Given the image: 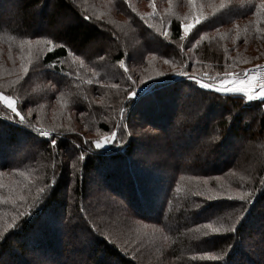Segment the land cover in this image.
<instances>
[{
    "label": "trees",
    "instance_id": "16d2710c",
    "mask_svg": "<svg viewBox=\"0 0 264 264\" xmlns=\"http://www.w3.org/2000/svg\"><path fill=\"white\" fill-rule=\"evenodd\" d=\"M129 1L132 2L134 12L139 11L144 19L146 16L156 19V23L150 22L153 31L156 26H164L169 34V42L175 49L167 50L164 43L151 45L152 41L148 37L153 33L141 29L137 23L134 25L137 33L135 36L133 31L125 28L127 35L123 36V51L118 43H113L109 56L115 62L125 59L124 49L127 50L130 45L135 46L130 49L134 50L131 55L133 70L128 73L131 78L141 79L144 67L141 64L149 56L153 58L155 55L154 59L158 61V57L162 62L157 74L148 78L146 76L140 86L132 85L134 95H129L121 105L118 116L120 125L112 141L114 144L90 150V140L86 143L83 138L79 143L85 147L73 146L69 139L60 137L59 133L64 135L63 130L54 127L44 128L51 136H42L36 131V126L51 118L45 113L46 107L42 106L43 103L48 104V89L37 93V97L26 92L27 100H38V105H34L36 110L29 115L24 102L17 95L8 92L5 79L0 80L5 87V90L0 91L15 98L17 109L25 117L21 123L11 110L0 103V264H78L75 260H81L82 264H264L262 101L204 89L193 82L194 93L224 104V110L218 116L204 115L205 120L200 121L199 117L195 120L198 123L196 128L202 131L205 139L216 138L218 142L212 147L208 157L203 155L205 153L201 154L203 145H190L195 134L186 137L185 145L178 147L175 144L176 147L166 153L172 164L170 169L173 174L167 180L161 175L156 176L155 172L145 170L140 160H134L135 141L131 126L133 117H130L131 114L134 118L141 116L158 129L165 128L166 125L172 127L177 109L176 99L185 89L182 81L184 77L190 78L187 82L197 80L207 83L220 81L225 74L239 77L241 71L255 61V58H264V41L261 38V34H264V8L260 7L264 0ZM6 2L9 3V0H0V5H5ZM13 4L16 8L12 16L0 11L2 36H11L6 39L32 48L43 45L38 66L48 67L54 76L50 81L61 87L66 82L61 62L67 60L69 48L79 50L102 37L97 19L93 16V7L86 5L84 10H75L71 0H13ZM49 4L52 10L47 13L45 7ZM39 6H42V11L43 8L45 10L46 23L38 21L35 29L30 24L32 19L44 15L36 11ZM122 7L123 0H120L114 11L126 17ZM0 8L3 9L2 6ZM68 11L74 14L75 20L54 28L58 15ZM183 19L189 20L193 25L191 36L186 39H181ZM28 41L31 43H27ZM48 41L52 43L48 44ZM199 60L207 68L205 72L197 67ZM163 62H166L165 66ZM171 62L183 64L186 74L173 69L162 71L169 64L172 66ZM22 64L24 62L11 67L13 70L9 75L16 79L15 84L27 91L28 83H39L36 84L37 77L34 76V80L27 77L30 63L26 69ZM189 70H195V73H189L192 72ZM25 79L28 82L24 86ZM135 100L142 102L136 105ZM227 103L231 106L235 104L237 111L226 108ZM213 108L214 104H211L209 109ZM231 111L234 112L231 114ZM85 127L82 120L78 122L74 119L73 128ZM99 127L111 131L114 129L103 123ZM221 132L225 135L218 138ZM163 137H167L169 141L175 139L168 133L167 136L164 133ZM53 139L56 141L55 146L51 143ZM30 140L35 141L27 144ZM22 151H26L27 155L15 159ZM243 152H248L251 160H242ZM69 162L74 164L71 166ZM24 164L37 171L35 187L30 186L32 181L22 171ZM70 173L71 184L67 185L66 178ZM94 174L101 176L106 185L104 188L111 190V187H116V191L112 192L115 194L113 196H119L122 189L123 198L130 194L128 203L136 218L159 226L164 234L161 237L165 238L164 242L159 239V243L161 241L164 248L167 247L161 253L162 261L157 258L155 249L143 258L135 252L134 244L129 245L128 249L123 247L122 252L106 236L105 233L110 231L89 227L94 226L92 219L88 224L89 219L85 216L87 211L81 207L85 204L83 200L87 192V178ZM4 175L11 179L12 188L1 178ZM187 175L192 178V186L205 193L212 192V199L196 194L191 188H185L181 182L182 177ZM198 176L207 179L211 177L212 180L202 179L204 182L197 187L196 180L193 179ZM154 178L162 180L156 187L159 190L163 186L159 203H155L153 193L148 194L149 190H153L150 189V184L157 182ZM42 184H45L44 191L39 192L37 186ZM64 191L69 192L67 195L74 202L72 217L65 215L69 203L63 205L61 201L57 202H65ZM240 196L245 199L241 200ZM109 199L110 201L103 199L98 204L93 203V211L97 214L94 210L96 207L104 208L103 203L114 202L111 197ZM49 218H52L50 223L46 221ZM103 218L101 216L95 220L100 222ZM256 220L260 221L258 231L253 230ZM217 222L235 228L236 231L224 232L222 229L220 233H213L206 227L207 224L214 225ZM9 225H13L11 229ZM78 230L84 236L77 240L74 235ZM241 242L243 249L239 246Z\"/></svg>",
    "mask_w": 264,
    "mask_h": 264
},
{
    "label": "rangeland",
    "instance_id": "374dc122",
    "mask_svg": "<svg viewBox=\"0 0 264 264\" xmlns=\"http://www.w3.org/2000/svg\"><path fill=\"white\" fill-rule=\"evenodd\" d=\"M71 1L72 4L74 5L75 10H79V8L84 10L83 7H85L86 5H91L93 7L94 9L93 16L95 17V20L97 19L96 22L98 23L100 32L102 33L101 34L102 37L99 38L98 41L89 44L85 48L79 50L69 48V54L67 60L61 62V65L63 67V73L66 76V82L61 87H59V85L55 84L53 81H50V79H54L52 71H50L46 66H38L39 65L38 58L40 56V53L43 52L41 50L43 45L40 44V46L37 45L35 48H32L31 46L23 45L20 44L19 42L18 43L14 41L11 42L6 39L11 36H7L5 38L4 36H2V32H0V80L4 81L5 79V86L9 90L8 92L17 95L20 101L24 102L25 110L29 115L34 113V111L36 110V107L34 105H38V100H32V99L27 100L26 92H31L37 97V93H39L40 91L43 92L46 89H48L47 91V97H49L48 104L43 103L42 106L46 107L45 113H47V115L50 116L51 118L50 120L46 119L43 123L38 124L36 127L42 130L48 129L47 127L62 129L64 135H61L62 133H59L60 137L65 138L67 140L69 139L68 141L72 142L73 146L85 147L84 145L80 146L79 141L81 142V139L83 141V138L85 141L90 140L88 143V148L90 147L89 149L91 150V149H95L94 145L91 142L96 140H103L105 137L111 138L112 133H117V131L119 130L118 126L120 125V119L118 118L120 114V108L122 103L125 100H127V97L130 95L129 90L131 89L132 85L140 86L143 83V80L146 76L148 78L153 74H157L162 63L160 58L157 57L158 61L154 59V57H156L155 55H153V58L149 56V58H147L146 61L143 64H141L144 65V67L142 68L143 71L141 74V79L138 80L135 78H131V76L128 73L129 71L133 70L132 66L134 65V62L131 58V55L134 52V50H130V49L135 46L131 47L130 45L127 50L124 49L126 53L125 59L123 60L122 58V60L115 62L114 59L111 60L109 56L110 54L109 51H112L111 48L113 46V43H118L123 51V44H125L124 41L125 38H123V36L125 37L127 35V33H125L127 31L126 29L133 31L135 36L137 33L134 31L136 30L134 25L135 23H137V25H139L141 29L153 33V35H149L148 37L149 41L150 39L152 41L151 45L155 46V45H159V43H164L166 45V49L170 51L175 49V47L171 46L172 44L169 42L168 31L165 30L164 26L162 25L161 27L156 26L155 27L156 32L153 31L151 29L152 27L151 23H156V19L152 16L151 17L146 16V18L144 19L142 16L143 14H141L139 11L134 12L135 9L134 8L132 9L131 7L132 2H130L129 0H123V7H122L123 14L127 18L123 17L122 14H118L114 11V7L117 6L120 0H71ZM45 3H47V1ZM140 4L143 3L140 2ZM0 6L3 7V9L0 8V11L6 13V15L9 14L10 16H12L14 14L13 12L16 6L13 4V0H9V3L6 2L5 5L1 4ZM45 9L46 11L44 10V8L43 11L50 13L52 10L51 4L47 5ZM36 11H40L44 15L32 19V23L30 24L35 29L37 28L36 23L38 21L42 20L46 23V16L45 13L42 11V6H39L36 9ZM74 17H75L74 14H72L69 11L65 13H61L58 15L56 21L54 20L55 23L53 24V27L57 29L70 22H73L75 20ZM187 19H183L182 22V37H184V39L189 38L191 36V31H192V29H190L188 34L186 35L183 30L184 24H191ZM41 26L43 27L44 24H42ZM263 31L264 29H262V33ZM165 33L167 34L165 35ZM263 37L264 34H261V38L264 41ZM226 48H228V46H226ZM254 60L255 61H252L248 66H246L241 71L240 75L245 69H247L250 66L264 64V58L262 59L255 58ZM20 62L21 63L24 62V64L22 65L25 69L27 65L30 63L28 68L30 69L29 74L27 76L28 79L34 80L35 79L34 76L38 78L36 80L37 81L36 84L37 83L39 84L35 85L34 82L31 84L28 83L27 91H25V89L23 88H20L18 84H15V82H17L15 81L16 79H14L12 76L9 75V73L13 70L10 68L16 64H19ZM163 63H164L163 66H165L166 62ZM171 63L173 64L172 66L169 64L168 67L161 70L166 71L169 69H173L175 71H179L182 73L187 72L184 70L185 66L183 64H177L173 62ZM197 65H198L197 67H199L202 71L204 72L206 71L207 68L202 66L203 63L201 60L197 61ZM189 71H192L189 73H195V70H189ZM235 77L237 76L232 75V78ZM188 79L190 80V78L187 77H184L182 79L183 83L185 84L184 85L185 89L181 92L180 97L176 99L177 109L176 112H174V114L176 115H175V119L173 120L174 123L173 122L171 123L172 127L166 125L165 128L162 127L161 129H158L155 128L152 124H150L148 122L149 121L148 119H145L147 120L146 122L141 116H137V118H134L133 114L130 115L131 118L133 117L131 126H132L133 138L135 141L134 154H136V156L134 160L135 161L140 160L145 170L152 171V173L155 172L156 176L158 177L159 175H161V177L164 180L165 179L167 180L168 177H171L173 175L171 174V169H170V167H172V164L169 161V158L167 157L166 153H168L170 149H174L176 145H178V147H180V145H185L187 143L186 137L188 135L195 134L194 138H192L193 142L190 145H192L193 143L200 144V147H202L203 145L201 154L205 153L203 155H205L206 157L210 156L209 152L212 151L211 150L212 147L213 146L215 147L216 143L218 142V139L216 140V138L205 139L202 136V131L196 128L198 123H195V120L198 117L200 118V121L205 120L204 115L207 117L218 116L220 112L224 110L222 108L224 104L219 103L218 100L212 101L208 98H204L203 95H200L199 93H194V90L192 89L193 82L198 84L199 87H201L200 84L203 81L192 80L191 82H187ZM26 82H28L27 79L23 81L24 86ZM133 82H135V84H133ZM219 82L220 81L217 82L214 81L211 84H213L214 86H219ZM2 83L3 82L1 81L0 89L5 90V87L1 85ZM203 83H207V82H203ZM213 90H215V87L213 88ZM260 92L261 91L259 90L253 91V95L255 97L253 100L262 101L261 104L264 110V99L260 98ZM0 93L5 94V92H1V91ZM228 94L240 95L245 99L249 100L247 96H245L243 93H228ZM6 95H10V94L6 93ZM10 96L14 99V103L16 106L15 98L12 95ZM40 100L41 99H39V102ZM141 102L142 100L140 102L139 100L134 101L136 105H138ZM0 103L4 107H6V105H4L2 100H0ZM211 104H214L213 109H209L211 107ZM225 107L231 110L234 109L235 112L237 111L235 104L231 106L230 104L227 103ZM238 109H240V107H238ZM234 111H231V114ZM74 119H77L78 122L82 120L86 127L81 129L73 128ZM100 123H103L108 127L111 126L112 128H114L112 129L113 131L104 130L100 128L99 127ZM78 131L83 134L79 133ZM164 133L166 134V136L167 133L171 134L172 136H174L175 139H171L170 141L167 140V137L166 138L163 137ZM221 133L218 138L223 137L225 135L224 132ZM68 136H72V138ZM260 137L263 138V136ZM166 140L167 142L164 143ZM33 141L35 140L32 141L30 140L28 142L27 141L25 142L29 144V143H33ZM112 141L113 140L110 139V142L103 147L105 148L111 144H114L115 142ZM103 147L99 149H103ZM25 153L26 151L24 152L22 151L21 153L18 154V156L15 159H18L19 157H24L25 155H27V153L26 154ZM82 156L83 154H81V157ZM241 156H242V160H246V161L251 160L250 158L251 156L248 154V152H243ZM160 162H162L163 164H161ZM69 164L72 166L74 163L71 164V162H69ZM239 164H243V163H239ZM35 165H37V163ZM121 166L123 168V164ZM21 168L22 171L26 174V177L29 178L30 181H32L30 186L35 187L34 183L37 182L38 180L36 179L37 171L35 172V170L32 168L29 169L28 166H26L25 164ZM47 170L50 171L48 168ZM145 172H142L143 175H145ZM1 178H3L8 183V187L10 186L12 188L11 179L9 178V176L4 175ZM66 179H68L67 185H70L71 184L70 180L72 179L71 173ZM87 179L89 180V181L87 180V186H86L87 192L83 200L85 204L83 203L81 208L85 212L87 211L85 213V216L87 219H89L88 224L92 219L94 226L89 225V227H92L95 230L106 229L110 231L109 233H105L106 236L111 240V242L117 245L118 248L122 250V252H123V247L128 249L129 245L134 244L136 249L135 252H137L143 258L149 256L151 251L154 252L155 250L157 251L156 252L157 258L162 257L161 253H163L164 249L165 250L167 249V247L164 248L165 245L163 244L165 238L161 237V235L162 236L164 235L163 232L160 230L158 225L143 222L140 218H136L135 215L132 214L133 213L131 210L132 208L129 206L128 203L130 202L128 199H131L130 194L127 195V197L126 195H124L125 198H123V189H122L121 192L118 193L119 196L117 195H116L117 197L113 196L115 194L112 192L116 191V187L113 186L114 188L113 187L110 188L108 186L111 190L104 188L106 185L100 175L94 174L93 176L88 177ZM182 179L183 181L181 182V184L184 185L185 188L188 187L191 188V190H195L196 191L195 193L198 195H202L205 197L213 196L212 192L205 193L202 190H199L196 187L192 186L190 183L192 181L190 175L184 176L182 177ZM202 179L212 180L211 177L207 179V177L201 178L200 176H198L195 179H193L196 180L197 187L204 182ZM140 180L142 181L143 178L141 177ZM154 180H156L157 182H152V184H150V189L153 190L152 191L149 190L150 192H148V194L151 195L153 193V197H155V203L156 202L159 203L163 191L162 190L163 186L160 187L159 190L156 187H158V183L159 182L161 183L162 180L161 179L157 180L156 178H154ZM44 185L43 184L41 186L38 185L37 187L38 189H40L43 188ZM180 188H182V186H180ZM67 193L64 191L65 202H63L62 200H59L57 202L59 203L62 202L61 204L63 205L69 203L68 206H66L67 213L65 215L72 217L74 216V212L72 210V204H74V202L72 203L71 200L73 199L69 195H67ZM61 195H63V192L61 193ZM109 197H111L114 202L112 204L103 203L105 205L104 208L96 207L94 209L97 212L96 214L93 211V203L98 204L99 202H101V200L103 201V199H107L110 201ZM107 200L105 202H107ZM61 213L62 215H64V212ZM101 216L104 218L100 222L95 220V218H101ZM51 219L52 218H49L46 221L50 223ZM254 223H255L254 225L255 228L253 230L255 231L260 230V228L257 229V226L260 225V221L256 220ZM221 224H222L221 222H217L213 225V227H220ZM224 226L226 227V225ZM6 227H8V225H6ZM79 231L81 230L75 232L76 233V235H74L75 239L77 238L79 239V237L82 238V236H84ZM83 233L85 234V232ZM158 234H160V237L158 236ZM159 239L163 240V242L160 241L159 243ZM80 241L82 243V240ZM242 243L243 242L239 244L241 249L244 248V245ZM76 244L79 245V243ZM161 259L162 258H160L159 260L162 261ZM257 259L258 258L256 257L255 260ZM75 261H77L78 264L83 263V262L81 263V260H75ZM158 264H166V263L158 262Z\"/></svg>",
    "mask_w": 264,
    "mask_h": 264
},
{
    "label": "snow or ice",
    "instance_id": "6c2138e0",
    "mask_svg": "<svg viewBox=\"0 0 264 264\" xmlns=\"http://www.w3.org/2000/svg\"><path fill=\"white\" fill-rule=\"evenodd\" d=\"M261 8H264V3H261ZM193 28L192 24H184L183 30L185 34L187 35L189 30ZM167 33H165L166 35ZM181 39H184V37H181ZM27 43H31V41H28ZM48 44H51L52 41H48ZM167 62V61H166ZM260 67V66H258ZM186 74V73H185ZM160 75H163L162 73ZM135 84V82H133ZM200 86L204 89H213L215 87V91L221 92V93H243L249 100H253L255 97L253 95V91L256 87H259L261 89L260 92V98L264 99V71H261V74L259 75V78L257 77V74L255 72H252L246 76L244 79H240L238 76L235 78H232V74H225V77L220 80L219 86H214L211 83H203L201 82ZM130 91V96L134 95V92ZM243 98V97H241ZM0 100L3 101L4 105H6V108L11 110V112L19 118L20 122L23 123L25 120V117L21 115V111L17 109L14 103V99L10 95H6L3 93H0ZM37 132H39L44 137L51 136V133L49 131H45L42 129H36ZM116 136V133H112V137L108 138L105 137L103 140H96L91 142L96 149L102 148L103 146L107 145L110 142V139L114 141V138ZM53 146L56 145L55 139L51 141ZM87 143V141H86ZM39 192H43L44 189L40 188L38 189ZM231 199V197H228ZM23 199V197H21ZM208 199H212L211 196L208 197ZM241 200H244V196H240ZM9 227H12V225H9ZM207 228L211 229L213 233H220L221 229H223L224 232H235L236 229L232 227H225L223 224H221L220 227H213L212 224H207ZM207 235V233H205Z\"/></svg>",
    "mask_w": 264,
    "mask_h": 264
},
{
    "label": "built area",
    "instance_id": "2783aa9c",
    "mask_svg": "<svg viewBox=\"0 0 264 264\" xmlns=\"http://www.w3.org/2000/svg\"><path fill=\"white\" fill-rule=\"evenodd\" d=\"M260 66V67H258ZM261 71H264V64H258V65H253L245 69L242 74L239 76L240 79L246 78V76L252 72H255L257 74V77L259 78V75L261 74ZM259 87H256L254 91L259 90Z\"/></svg>",
    "mask_w": 264,
    "mask_h": 264
},
{
    "label": "crops",
    "instance_id": "0c3cea01",
    "mask_svg": "<svg viewBox=\"0 0 264 264\" xmlns=\"http://www.w3.org/2000/svg\"><path fill=\"white\" fill-rule=\"evenodd\" d=\"M259 91H261V89H259Z\"/></svg>",
    "mask_w": 264,
    "mask_h": 264
}]
</instances>
